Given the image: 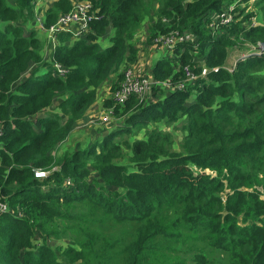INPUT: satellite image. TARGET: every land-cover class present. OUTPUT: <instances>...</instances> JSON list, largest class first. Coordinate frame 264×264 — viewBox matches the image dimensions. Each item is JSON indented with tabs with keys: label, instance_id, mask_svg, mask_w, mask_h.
Returning a JSON list of instances; mask_svg holds the SVG:
<instances>
[{
	"label": "trees",
	"instance_id": "16d2710c",
	"mask_svg": "<svg viewBox=\"0 0 264 264\" xmlns=\"http://www.w3.org/2000/svg\"><path fill=\"white\" fill-rule=\"evenodd\" d=\"M75 1L82 0H43L38 13L44 25L68 12ZM87 1L97 20L74 41L69 33L59 34L45 61L43 38L23 26L33 18L36 0H0V203L12 212L0 214V264H93L95 251L89 242L62 254L49 243L55 218L82 202L120 222L142 226L143 232L123 249V264H184L179 254L198 243L226 255L217 264H264V201L253 183L257 167L264 174V77L244 72L245 61L231 72L220 69L226 50H236L239 35L254 45L264 41V28H245L247 17L234 21L236 7L233 22L221 27L216 39L206 25L229 4L249 0H157L156 9L147 0ZM145 18L148 43L173 32L187 31L191 37L176 42L168 51L171 55L154 61L151 78L180 81L182 68L194 71L195 58L210 71L188 88L202 89L194 97L188 88L173 91L145 106L129 98L113 108L117 117L126 118L108 134L67 156L51 155L94 104L99 86L111 75L120 82L119 70L134 63L126 41ZM106 33L107 41L101 44ZM250 55L245 69L264 64V54ZM54 63L65 71L63 77L54 75ZM55 97L60 101L53 105ZM109 106L105 99L103 107ZM229 113L245 123L244 139H233L232 148L220 131L230 125ZM181 116L198 122L209 139L182 154L138 141L133 153L122 148H129L127 136L149 123L172 124ZM255 154L260 159L251 175L240 172L244 159ZM206 169L222 177L210 178ZM36 170L46 175L36 179ZM90 172L95 176L88 179ZM147 239L159 241L145 246ZM203 251L191 253L193 264H208Z\"/></svg>",
	"mask_w": 264,
	"mask_h": 264
},
{
	"label": "rangeland",
	"instance_id": "374dc122",
	"mask_svg": "<svg viewBox=\"0 0 264 264\" xmlns=\"http://www.w3.org/2000/svg\"><path fill=\"white\" fill-rule=\"evenodd\" d=\"M146 2L153 6L156 5L157 0H147ZM7 3L10 4V0H7ZM157 7L158 5H156L154 9ZM235 7L236 11L234 14L238 16L236 17L238 19L234 21L247 17V21L253 20L256 27L259 26L264 28V2H261L260 0H249L246 3H239L238 6ZM37 9L38 7L34 8L33 18H27L23 24L25 30H34L36 36L37 32L34 25V14H37L35 12ZM153 10L149 12V18L150 16L153 17ZM213 17H211V19ZM148 25V18H145L136 32L132 34L131 39L126 41V44L134 51L135 60L134 63L130 65V68H121L119 70V74L131 69L135 73L140 74L141 77L146 78L145 74L149 69L151 59L155 58L157 55H163L165 57L171 55L168 50L163 48L161 50V48L156 46L152 41L151 43H148ZM183 33L189 32L183 31ZM207 33L213 39H216L223 33V30L220 28L214 31L208 29ZM24 35L26 36V33ZM107 37V33L101 36L100 43L105 44ZM238 39L239 41H235V39L230 38L232 42L235 41L234 44L236 45V50H226V56L220 65V69L231 72L236 69L238 62L245 61V65L241 67L244 69V72H247L249 76L254 78L264 77V64L251 65L245 69L246 64L249 63L248 59L251 60V58H249L251 56V49L257 43L254 45L251 44L244 35H239ZM40 44L42 45L41 57L46 61L50 50L42 41H40ZM192 63L194 68L193 73L195 74L194 82L198 81V79H205L206 76H201L200 72L205 70V72L208 73L210 70L206 68L202 61H199L198 59L194 58ZM26 74L27 72L25 75ZM110 79V81L108 80L99 86L94 104L91 105L90 109L85 113L82 119L71 127L65 139L56 146V148L51 152V155L59 158L63 155L67 156L76 150H81L90 143L98 141L101 137L108 134L118 123L126 118L120 116L117 117L114 114V110H112V116L109 119L110 123L105 126V124L101 122V117H103L107 110L110 109V106L106 108L103 107V101L106 99H104L105 94H107L106 97H108L110 87L113 84L116 86L119 83L114 81L115 77H112V75L110 76ZM208 81L209 80H205L204 83L208 85ZM193 83H190L184 89L186 90L188 87L192 86ZM198 87L199 88L195 87V89H192L193 86L192 88H188L193 97L196 94V91L199 92V89H202V86L199 85ZM259 91L263 90L260 89ZM172 92V90H169L166 87H161L160 89L158 88L155 90L153 89L147 96H145V98L142 99L141 104L145 106L151 103H156L158 100H162L163 97L168 96V94ZM58 101H60V98L55 97L53 105H56ZM256 116H258V113ZM191 124L193 125L191 126ZM229 124L230 125L227 128H221L220 131L222 135L228 138L225 139L227 147L232 148L236 145V142H234L233 139L240 138V141L244 139L242 137L243 130L241 129L244 127L245 123L240 122L239 118H237V116L233 113H229ZM35 127L37 128L36 124ZM189 129H192V132H188ZM201 131L202 129L198 122L194 123L189 118L181 116L172 124L164 125L159 124L158 122L149 123L147 127H145V130H137L135 134L127 136L126 145H128L129 148H125L124 146H122V148L128 151L129 154L131 152L133 153L134 143L138 141L140 143L152 144V146L156 149L165 153L173 151L182 154L186 150L195 149L199 144L209 139L208 137L202 135ZM156 132L158 135H156ZM142 153L143 152H140V155ZM259 159L260 155L257 154L253 155L251 158H245V166L240 169V172L246 175H251V169L257 167ZM190 168L193 173L198 172L193 166H190ZM55 169L56 167L53 166L52 170ZM259 171L260 170L257 167L253 181L254 190H256L259 194L260 200L264 201V187H262L264 174ZM204 173L210 178L217 177L220 179L222 177V173L218 174L216 170L206 169L204 170ZM94 176L95 175L90 172L88 179H91L92 177L94 178ZM67 183L68 181H65V184ZM142 232L141 225L133 222H120L113 217L104 214L101 210L91 206L90 204L82 202L75 204V207L67 214L62 213L60 216L55 218V227L53 229V235L50 236L49 243L53 249L59 250V253L62 254L66 251V249L79 250L80 244L89 242L95 251L93 264H123L126 257L123 249L136 240V236L138 235L137 233ZM141 238H144V235L141 236ZM157 241L159 240L147 239L145 240V246H149ZM160 241L164 244L162 240ZM197 249L204 250L203 252L205 253V257L208 259V264H217L219 261H224L226 256L219 252H213V250L206 247L205 244L198 243L184 247L182 254H179V256L184 260V264H193L190 259V255ZM60 261L63 262L62 259H60Z\"/></svg>",
	"mask_w": 264,
	"mask_h": 264
},
{
	"label": "built area",
	"instance_id": "2783aa9c",
	"mask_svg": "<svg viewBox=\"0 0 264 264\" xmlns=\"http://www.w3.org/2000/svg\"><path fill=\"white\" fill-rule=\"evenodd\" d=\"M44 5L43 0H36L34 3V8L38 7L34 14V24L37 32V36L43 38L45 45L49 50H53L58 42L56 40L57 36L61 33H69V39L74 41L83 35H85L89 29V24L92 21L97 20L95 13H93L90 3L87 0L75 1L72 3L71 8L65 14L57 17V19L50 25L45 26L43 23L42 7ZM235 3H231L224 7L220 13L214 15V17L207 24L211 31L217 30L221 27L228 26L233 22L232 13L235 9ZM37 15V17H36ZM36 17V18H35ZM256 24L253 20L246 21L245 28H252ZM177 32L169 33L167 35H158L152 42L160 47L161 49L171 50V47L176 42L189 41L190 36L188 34L177 35ZM252 55L260 56L263 54L260 52V43H257L251 49ZM188 66L182 68L183 78L180 81L172 83L170 80L165 81H154L153 79L141 77L140 74H136L133 70L128 69L122 73V77L117 86L109 92L106 99L110 102V109L101 117V122L105 126L110 123L109 119L112 116V110L116 106H123L129 98H135L141 103L142 99L147 96L152 89H157L161 87H166L172 91H182L190 83L194 82L195 74L189 69ZM54 75L57 77H63L65 71L57 64H53ZM201 76H205L207 73L202 70ZM1 124V123H0ZM1 135V130H0ZM46 174L41 170H36L33 172V177L36 179H42ZM8 208L4 203H0V214L8 213ZM12 214V212H9ZM16 216H20L17 211Z\"/></svg>",
	"mask_w": 264,
	"mask_h": 264
},
{
	"label": "crops",
	"instance_id": "0c3cea01",
	"mask_svg": "<svg viewBox=\"0 0 264 264\" xmlns=\"http://www.w3.org/2000/svg\"><path fill=\"white\" fill-rule=\"evenodd\" d=\"M161 50H162V49H161ZM157 58H159V55H157L155 58L151 59V64H150V66H149L148 71H147L146 74H145L146 77L149 78V79H152V78H151V69H152V65H153L154 61H155ZM136 74H138V73H136ZM106 96H107V94H105L104 99L107 98Z\"/></svg>",
	"mask_w": 264,
	"mask_h": 264
},
{
	"label": "water",
	"instance_id": "95a60500",
	"mask_svg": "<svg viewBox=\"0 0 264 264\" xmlns=\"http://www.w3.org/2000/svg\"><path fill=\"white\" fill-rule=\"evenodd\" d=\"M260 52L264 54V41L260 42Z\"/></svg>",
	"mask_w": 264,
	"mask_h": 264
}]
</instances>
